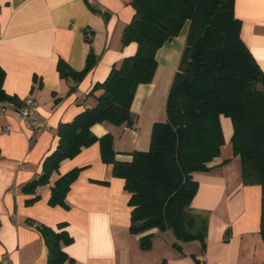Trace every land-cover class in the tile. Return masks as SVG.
I'll list each match as a JSON object with an SVG mask.
<instances>
[{
  "label": "crops",
  "instance_id": "1",
  "mask_svg": "<svg viewBox=\"0 0 264 264\" xmlns=\"http://www.w3.org/2000/svg\"><path fill=\"white\" fill-rule=\"evenodd\" d=\"M234 12L241 21L243 42L264 71V0H235ZM134 13L132 0H0L3 90L20 104L33 98L47 120V127L35 136L21 120L18 104L0 101V264H48L47 246L36 224L54 230L64 224L61 230L72 242L63 250L74 260L64 264H264L261 186L242 182L240 159L233 153L225 158L221 153L209 163V172L194 174L199 188L191 206L208 216L204 252L197 241L181 243L179 251L171 231L130 232V194L124 180L114 177L111 166L102 162L99 142L63 159L49 183L36 193L25 191L57 148L59 125L94 107L102 92L90 94L94 85L104 82L114 65L135 54V42L122 44L124 28ZM188 26L189 22L157 51L153 80L138 85L131 103L134 123L91 127L97 137L113 135L117 159L130 160L132 151L147 150L153 124L165 120L167 92ZM90 48L97 62L84 78L77 84L62 78L58 61L81 71ZM229 123L225 118L230 139ZM7 125L11 131L4 129ZM225 159L230 161L223 164ZM76 168L81 170L66 194V206L49 204L52 186ZM36 195L39 199L28 204ZM149 233H153L151 247L143 250L140 238Z\"/></svg>",
  "mask_w": 264,
  "mask_h": 264
},
{
  "label": "trees",
  "instance_id": "2",
  "mask_svg": "<svg viewBox=\"0 0 264 264\" xmlns=\"http://www.w3.org/2000/svg\"><path fill=\"white\" fill-rule=\"evenodd\" d=\"M234 4L235 0H132L135 13L124 28L122 44L135 42V54L114 65L107 79L94 85L90 94L102 90L94 107L59 125L57 148L25 191L36 193L49 183L63 159L99 142L102 162L111 166L114 177L124 180L130 194V232L171 231L179 251L181 243L197 241L204 252L208 216L191 206L199 188L194 174L209 172V163L220 156L225 143L221 116H225L231 120L230 143L233 155L240 159L242 182L261 186L260 235L264 242V71L241 38ZM187 22L185 44L166 99L165 120L153 124L147 150L132 151L130 160L117 159L113 135L97 137L91 127L104 122L115 126L134 123L131 103L138 85L153 80L157 51L177 37ZM91 39L86 36L89 44ZM96 62L90 48L81 71L62 59L57 70L62 78L77 84ZM3 79L0 67V101L20 106L18 99L3 90ZM80 170L59 177L51 188L49 204L66 206V194ZM38 199L36 195L28 204ZM63 227L59 224V230H54L36 224L47 246L48 264L74 262L63 250V245L72 242ZM152 238L153 233L140 238L143 250L151 247Z\"/></svg>",
  "mask_w": 264,
  "mask_h": 264
},
{
  "label": "built area",
  "instance_id": "3",
  "mask_svg": "<svg viewBox=\"0 0 264 264\" xmlns=\"http://www.w3.org/2000/svg\"><path fill=\"white\" fill-rule=\"evenodd\" d=\"M90 3L93 2L90 1ZM85 35L90 36V32H86ZM18 113L21 120L34 132L35 136L47 127V120L39 114L38 103L33 98H25L18 107ZM4 129L11 131L12 126L7 125Z\"/></svg>",
  "mask_w": 264,
  "mask_h": 264
},
{
  "label": "rangeland",
  "instance_id": "4",
  "mask_svg": "<svg viewBox=\"0 0 264 264\" xmlns=\"http://www.w3.org/2000/svg\"><path fill=\"white\" fill-rule=\"evenodd\" d=\"M172 80H173V78L171 79V82H170V84H169V89L168 90H170V87H171V84H172ZM169 92V91H168ZM168 92H167V95H168ZM167 99V98H166ZM166 107V106H165ZM165 118H166V112H165ZM225 118H228V117H225V116H221V125H222V129H223V133H224V138H225V143H224V145L222 146V148H221V153H222V157L223 158H225V157H228V156H230V155H232V147H231V143H230V139H229V137H228V133H229V131H230V129H228L227 127H226V124H225ZM228 120H229V124H230V126H232L231 125V121H230V119L228 118ZM231 130H232V128H231ZM231 135H232V132H231Z\"/></svg>",
  "mask_w": 264,
  "mask_h": 264
}]
</instances>
